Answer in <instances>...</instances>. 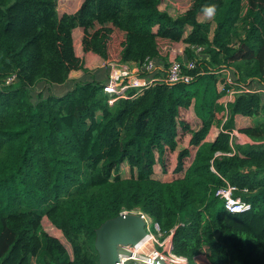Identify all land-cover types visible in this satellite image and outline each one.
Returning <instances> with one entry per match:
<instances>
[{"label":"trees","instance_id":"obj_1","mask_svg":"<svg viewBox=\"0 0 264 264\" xmlns=\"http://www.w3.org/2000/svg\"><path fill=\"white\" fill-rule=\"evenodd\" d=\"M190 3L181 10L177 0H81L59 15L56 0H0V264H99L95 230L123 211L170 234L171 251L188 264L201 254L208 264H264V117L245 127L234 121L257 116L260 98L235 92L224 107L228 86L218 87L217 73L227 68L236 89L264 86V0ZM209 5L215 17L198 21ZM77 26L82 52L135 67L181 42L180 59H195L193 78L129 89L108 104L98 78L68 79L84 71L72 44ZM232 130L248 141L234 144ZM183 136L192 153L179 147ZM173 153L179 176L171 178ZM225 183L248 210L223 208L215 190ZM43 217L70 253L40 230Z\"/></svg>","mask_w":264,"mask_h":264},{"label":"built area","instance_id":"obj_2","mask_svg":"<svg viewBox=\"0 0 264 264\" xmlns=\"http://www.w3.org/2000/svg\"><path fill=\"white\" fill-rule=\"evenodd\" d=\"M194 54L199 56L202 54V47L198 45L191 46ZM195 59L190 60H176L170 58L167 61V65L163 66L162 62L155 63V59L145 58L138 67H129L124 63L118 62H107V74L106 79L102 83V92L106 95V102L110 104L113 100L119 97H127L126 91L129 89L140 90L144 87L149 86L152 83H166L171 84L175 82L188 83L192 80L193 76L188 73V70L194 68ZM164 68V70H163ZM156 70H161V74L157 77H152L150 74ZM200 73V72H198ZM221 74L223 82L220 84V89L223 90V84L227 85L228 88L224 89L222 95V104L225 107L228 102L232 100V96L235 92H253L259 94V111L264 117V86L254 85L252 87L241 86L236 89L234 86L237 85L230 75L227 68H221L217 71ZM14 76L10 75L4 79V83L8 84L13 81ZM231 138L237 135L236 131L232 130L230 133ZM235 187L225 183L223 186L215 190V196H217L223 204V208L230 213L246 211L250 208L248 202L242 201L239 197L233 196ZM125 212V211H123ZM129 213V212H127ZM138 214L144 221L145 235L141 240H144L143 244H125L119 246L117 258L119 264H126L127 261L133 260L135 262H141L142 264H152V260L155 258L161 259L164 264H188L187 259L184 256L176 255L171 251L170 234L162 237L159 231L158 225L152 222L145 214L140 212H133ZM152 230V231H151ZM150 240L156 245L155 248L146 253V261H141L136 258L138 250ZM120 249L124 253H120Z\"/></svg>","mask_w":264,"mask_h":264},{"label":"rangeland","instance_id":"obj_3","mask_svg":"<svg viewBox=\"0 0 264 264\" xmlns=\"http://www.w3.org/2000/svg\"><path fill=\"white\" fill-rule=\"evenodd\" d=\"M177 3L181 6L179 9L183 10L184 8L190 10L191 9V3H190V0H177ZM78 6V1L77 0H56V10H57V13L60 15L61 13H73L76 8ZM170 10L172 9V7L170 6H167ZM203 18L202 17H198V20H202ZM73 32V37H72V44H73V49H74V53L76 54V56L80 55V53L82 52L81 49H80V45H79V40H80V37H79V33L76 32L74 30H72ZM163 45V44H162ZM183 44H181V42H174L170 45L167 46L168 48V53L166 56H164V61H168L167 59V56L169 55V53L171 52V56L170 58H175L176 60H181L180 57L182 55V49H183ZM83 52L81 53L80 57L83 56ZM202 55L199 56V58L201 57ZM169 58V59H170ZM162 64H163V61H161ZM222 78L221 74H218V78ZM218 87H220V84L218 85ZM52 91L55 93V94H59L61 92H63V90L65 89V85H62V86H56V85H52ZM259 115H261L260 111L258 113ZM262 116V115H261ZM255 117V116H253ZM252 117V118H253ZM187 119L190 121V125H192V123L194 122L195 123V119L192 115V112L189 110L188 111V115H187ZM237 125H239L237 123ZM241 136V135H240ZM246 140V139H245ZM178 142H179V147H183V146H186L187 149H190V152L192 153L193 152V149L191 147L188 146V143H187V137H180L178 139ZM190 153V154H191ZM189 158H190V155L189 157H185L183 159L184 162H188L189 161ZM167 160H169L168 162V173L170 175L171 178L173 177H177L179 175L175 174L173 172V167L175 164V160H176V154L173 153L171 154L170 156H167ZM121 176L123 177H126L128 176V170H127V167L124 166V167H121ZM175 175H174V174ZM40 230L52 237H56L65 247L66 251L68 253H70V248L68 246V244L65 242V240L63 239V237L61 236L60 232L55 229L48 221L45 217H43L40 221ZM152 231V230H151ZM156 245L154 243H152L150 240H148L146 242V244H144L139 250H138V254L140 255H145L146 253H148L150 250H152L153 248H155ZM143 258H139V260H142ZM129 261H132V262H135L133 260H129ZM138 264H142L141 262H136ZM35 264V263H34ZM189 264H208L205 256L203 254L201 255H198L195 259H194V263H189Z\"/></svg>","mask_w":264,"mask_h":264},{"label":"water","instance_id":"obj_4","mask_svg":"<svg viewBox=\"0 0 264 264\" xmlns=\"http://www.w3.org/2000/svg\"><path fill=\"white\" fill-rule=\"evenodd\" d=\"M144 235V221L136 213L121 212L106 220L95 230L94 248L99 264H119V246L136 244ZM151 263L164 264L159 258H155Z\"/></svg>","mask_w":264,"mask_h":264},{"label":"crops","instance_id":"obj_5","mask_svg":"<svg viewBox=\"0 0 264 264\" xmlns=\"http://www.w3.org/2000/svg\"><path fill=\"white\" fill-rule=\"evenodd\" d=\"M78 1V4L79 2H81V0H77ZM78 7V6H77ZM203 14L202 13H199L196 15V18L198 20V17H202ZM198 21H204V19L202 20H198ZM76 32L79 33V37L81 38V35H82V31H81V28L80 27H75L74 29H72ZM189 31V27H184V30H183V35L185 36L187 34V32ZM71 35L73 37V32H71ZM182 44V43H181ZM82 53V52H81ZM80 53V55H81ZM83 56L81 57L82 58V68L84 69V71L80 70V69H76V70H72L68 73V79H72V80H87L89 78H92L93 76L97 79H99L100 82H104L105 79H106V74H107V62H104L102 59H100L97 55L91 53V52H83ZM76 55V54H75ZM78 55V56H80ZM171 56V52L169 53V55L167 56V59H169ZM183 56V53L181 55V57ZM161 56H159V58L155 59V63H159V61H162V57L160 58ZM126 65H128L129 67H134L133 64L131 63H126ZM161 74V70H156L155 71V77L159 76ZM69 81V80H68ZM66 84H69V83H64V84H61V85H56V86H62V85H65V89L68 88ZM256 85V84H254ZM64 89V90H65ZM63 90V91H64ZM234 98V95L232 96V100ZM231 100V101H232ZM223 99L220 98L219 102L222 103ZM230 101V102H231ZM228 102V103H230ZM261 115H257L253 118H248V117H243V116H240V115H235L234 117V121H235V124L236 122L240 125V127H245V126H249L250 124H254L255 122L259 121L261 119ZM236 127L238 125H235ZM214 129H217L215 126H212L208 132V138L211 139L213 136H214V132L213 130ZM237 133V132H236ZM241 134L237 133V135H235L233 137V139L231 138L232 142L234 144H243V143H246L248 141V139L244 136H240ZM245 139L247 141H245ZM198 256V255H197ZM195 256L193 258V263H194V259L197 257Z\"/></svg>","mask_w":264,"mask_h":264},{"label":"clouds","instance_id":"obj_6","mask_svg":"<svg viewBox=\"0 0 264 264\" xmlns=\"http://www.w3.org/2000/svg\"><path fill=\"white\" fill-rule=\"evenodd\" d=\"M201 11L203 14L202 18L204 20H211L215 17L217 9L215 5H209V6L203 7Z\"/></svg>","mask_w":264,"mask_h":264},{"label":"bare ground","instance_id":"obj_7","mask_svg":"<svg viewBox=\"0 0 264 264\" xmlns=\"http://www.w3.org/2000/svg\"><path fill=\"white\" fill-rule=\"evenodd\" d=\"M144 241H145V239L144 240H141L139 243H137V245L143 244ZM120 253H124V251L120 249ZM136 258L137 259L143 258L141 261H146L147 260V258L145 256L140 255V254H136Z\"/></svg>","mask_w":264,"mask_h":264}]
</instances>
